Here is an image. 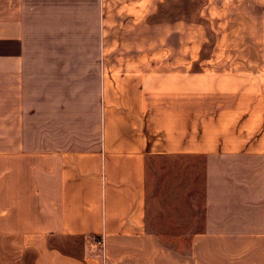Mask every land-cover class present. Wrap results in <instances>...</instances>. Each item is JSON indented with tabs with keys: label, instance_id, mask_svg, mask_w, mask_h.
Wrapping results in <instances>:
<instances>
[{
	"label": "crops",
	"instance_id": "1",
	"mask_svg": "<svg viewBox=\"0 0 264 264\" xmlns=\"http://www.w3.org/2000/svg\"><path fill=\"white\" fill-rule=\"evenodd\" d=\"M156 156L200 161L185 251ZM0 264H264V0H0Z\"/></svg>",
	"mask_w": 264,
	"mask_h": 264
},
{
	"label": "rangeland",
	"instance_id": "2",
	"mask_svg": "<svg viewBox=\"0 0 264 264\" xmlns=\"http://www.w3.org/2000/svg\"><path fill=\"white\" fill-rule=\"evenodd\" d=\"M181 158L152 157L147 167L148 226L166 245L185 251L194 226L200 227L203 207L201 179L195 165ZM93 241L94 238H89ZM99 245L93 251L99 252Z\"/></svg>",
	"mask_w": 264,
	"mask_h": 264
},
{
	"label": "built area",
	"instance_id": "3",
	"mask_svg": "<svg viewBox=\"0 0 264 264\" xmlns=\"http://www.w3.org/2000/svg\"><path fill=\"white\" fill-rule=\"evenodd\" d=\"M99 242V241H98ZM100 243V242H99Z\"/></svg>",
	"mask_w": 264,
	"mask_h": 264
}]
</instances>
